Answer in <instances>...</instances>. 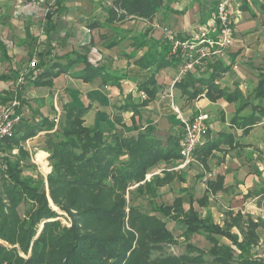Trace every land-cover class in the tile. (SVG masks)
Instances as JSON below:
<instances>
[{
  "label": "crops",
  "instance_id": "crops-1",
  "mask_svg": "<svg viewBox=\"0 0 264 264\" xmlns=\"http://www.w3.org/2000/svg\"><path fill=\"white\" fill-rule=\"evenodd\" d=\"M113 1L0 0V65L4 64L0 75L7 77L0 80V96L10 97L17 77L22 75L23 102L18 107L21 122L16 128L21 137L24 132L37 129L33 136L20 141L22 153L16 145L7 149L4 144L2 151L9 158L20 159L24 174L35 175L48 168V153L44 150L47 131L39 128L45 118L56 122L65 102L89 107L84 115L88 127L126 136L148 132L150 128L153 137L173 146L182 133L180 118L206 112L209 132L204 141L213 149L209 154H205L204 148L195 151L194 161L200 170L190 163L179 167L178 155L161 161L162 173L170 174L172 182L176 175L185 179L188 171L197 176V169L208 177L209 183L215 182V191L206 186L204 196L198 190L195 193L200 194L195 196L183 191L185 211L192 200L195 211V204L202 208V218L208 214L220 226L236 214L243 220L250 219L258 236L250 249L252 254L257 243H264V116L249 127L244 125H248L247 116L257 114L253 106H264V97L254 96L260 75H264V0H232L233 43L225 56L215 59L230 66L215 80L227 92V99L215 94L207 96L203 88L193 100L182 96L174 85L180 78V62L155 71L152 65L143 67L139 59L152 51H161L167 42L164 29L181 38L193 34L219 0H164L151 22L136 17L108 21V8ZM33 56L36 64L42 62L36 70L26 60ZM85 60L101 74L85 73ZM69 61L74 63L52 79L51 87L32 85L29 76L44 70L57 72ZM197 68L194 75H204V67ZM146 81H150L148 89H155L150 100L147 93L139 90V85ZM140 92L145 93L146 99L140 97ZM143 100L147 102L141 105ZM152 175L146 174L145 179ZM167 183L157 188V196ZM207 200L226 209H216L217 220L212 210L203 209ZM230 230L238 234L239 240L242 238L236 226Z\"/></svg>",
  "mask_w": 264,
  "mask_h": 264
},
{
  "label": "trees",
  "instance_id": "trees-1",
  "mask_svg": "<svg viewBox=\"0 0 264 264\" xmlns=\"http://www.w3.org/2000/svg\"><path fill=\"white\" fill-rule=\"evenodd\" d=\"M163 1L114 0L108 8V21L136 17L151 22ZM169 53L170 44L166 42L160 52L147 53L139 62L143 67L152 65L155 71H159L170 63L180 62L179 56ZM73 63L67 62L57 72L44 70L29 76L32 77V85L51 87L52 79ZM84 63L85 73L101 74L88 61L85 60ZM41 66L42 62H39L32 69L36 70ZM199 67H204V75L195 76L194 72L199 69L196 67L174 82L181 95L193 100L205 88L207 96L215 94V97L226 98L227 92L215 80L227 72L230 66L216 60ZM83 77L86 78L85 75ZM6 79V75H0V80ZM149 83L150 81H146L139 85V90L147 93L148 100L155 93V89H148ZM21 85L22 83L15 85L10 97L0 96V104H5L12 98H17L19 104L22 103ZM254 96L264 97V75H260ZM146 102L147 100H143L141 105ZM253 108L257 114L251 113V116L246 117L248 125H244L245 128L264 116V106L256 105ZM88 109V106L65 102L61 104V115L56 122L53 119H44L39 129L47 131L44 150L48 153L47 160L51 168L45 180L38 174H24L20 159H12L4 154L5 167L0 171V264H128L129 255L133 252V238L126 236L129 230L103 236L84 230L83 221L88 219L94 223H108L123 229L125 220L130 219L132 228L140 216L136 214L130 217L125 212L124 192L133 183L136 186L131 195L135 198H147L151 210L184 225L185 249L197 253L194 256L186 255L185 258L189 261H202L205 254L211 256L215 264H228L233 260L247 264L246 262L253 260L249 259L250 249L258 236L254 230L255 223L250 219L243 220L241 215L236 214L229 222L220 226L208 214L204 218L199 216L192 207V200L186 211L180 201L171 206L153 201L157 196V188L169 182L171 177L166 173L162 178L152 175L147 180V171L161 161L177 157V145L163 144L153 137L150 128L147 129L148 132L126 136L118 131L105 133L96 127H88L84 124V115ZM20 122L21 119L12 136L2 141L1 151L4 144L7 149L16 145L19 147V154L22 153L20 141L37 132L34 128L24 132L23 137L19 136L20 131L16 127ZM203 142L196 150L204 148L205 154H209L213 146ZM215 184L208 182L211 191H215ZM107 193L114 198L111 199L109 195L110 199L101 198L99 201L98 198ZM84 196L87 197L84 199ZM47 197L57 210L49 205ZM63 213L70 220L69 226L63 225L59 220ZM234 226L242 236L240 240L238 234L230 230ZM195 234L205 236L212 247L204 252L188 243L190 236ZM219 236L225 237L229 244L219 242ZM149 237L155 243L176 242L166 223L152 230Z\"/></svg>",
  "mask_w": 264,
  "mask_h": 264
},
{
  "label": "rangeland",
  "instance_id": "rangeland-1",
  "mask_svg": "<svg viewBox=\"0 0 264 264\" xmlns=\"http://www.w3.org/2000/svg\"><path fill=\"white\" fill-rule=\"evenodd\" d=\"M36 59L33 56V58H27L26 60L29 61V64L32 60ZM4 71V64L0 65V73ZM17 83V80H16ZM247 90H243L245 93ZM17 102L18 100L15 99ZM12 101V100H11ZM8 101V102H11ZM6 102V103H8ZM5 103V104H6ZM20 114V113H19ZM21 116V114H20ZM196 150V149H195ZM195 150L192 153V160L190 164H194L198 169L200 168L199 164L195 162V157L194 153ZM199 159V157H198ZM197 159V161H198ZM189 164V165H190ZM164 163L159 162L156 164L153 168L147 171V175L152 173L153 175H160L159 177H163L162 169L164 168ZM193 165V166H194ZM49 166V164H48ZM169 168H171L169 166ZM51 168L50 166L48 168H44L42 172H38L37 174L40 175L44 180L46 175L50 172ZM191 170V169H190ZM197 172V176L194 175V171H188V175L186 176L185 179L181 178L180 176L176 175V178L172 179V182L167 183L166 186H164L160 191L159 195L157 197L153 198V201L156 202L157 204H164V205H173L177 201L182 202V208L185 210L187 209V202L184 199V194L182 195L181 193L183 191H188L190 194L195 196L196 194H203V190L206 189V186H208V177L202 172V171H197V169H194ZM155 172V173H154ZM203 173V174H202ZM162 174V176H161ZM206 176V181H202L203 177ZM184 183L183 186L181 183ZM165 185V184H164ZM136 186L135 183L132 185H129L124 192V198H125V212L129 214V216H134L138 214L140 217L133 223V227L131 228L130 219L125 220V225L124 228H117L114 225L108 224V223H94L93 221H90L88 219H85L83 221L84 225V230L88 232H95L98 235H109V234H115L118 231L123 230H129V233H127L126 236H131L133 239L131 240L133 252L130 253L129 255V260L128 264H215L213 260H211V256L206 255L202 257V261H192L188 260L186 255L188 256H194L197 253L196 252H188L185 249V239H184V225L180 223L179 221H171L169 218L161 215L160 213L151 210V206L149 205L148 199L145 197H134L133 193L134 187ZM181 187L185 188L182 189ZM45 190L47 192V185L45 183ZM196 190H198L200 193H195ZM110 195L111 199H113V195L107 193L106 195L100 196L98 199L99 201L101 198H107ZM180 195V197L178 196ZM204 196V194H203ZM82 197V196H81ZM87 196H84V199ZM109 198V197H108ZM49 205L57 210V207L52 203L51 199L47 197ZM94 199V198H93ZM110 199V198H109ZM196 212L198 213L199 216H202V208L198 209L196 204L194 205ZM209 210H212L214 213V219H218V214H217V208L220 209L219 211L223 212L226 211L225 208L222 206L217 207L216 203L212 200H207V203L204 204L203 209L207 208ZM227 207V205H226ZM130 210V211H129ZM224 218V217H223ZM222 219V217H220ZM59 220L63 225L69 226L70 225V220L67 218L66 214L63 213L61 217H59ZM163 223H166V226L170 232H172L174 239H175V244H171L169 242H160V243H155L151 240L149 237V233L154 230L155 228L161 226ZM83 230V231H84ZM260 234L261 231L259 230ZM264 232V231H263ZM219 242H224L228 243L226 239L223 237H217ZM188 243L193 244L196 246L198 249L202 251H207L209 250L212 245L209 243V241L206 239L205 236L203 235H192L190 236ZM6 245V244H5ZM236 250V254H237ZM251 256L249 259H253L252 261L250 260L249 262H246L247 264H264V243H257L256 247L253 248L251 252ZM22 253H20L21 255ZM235 254V255H236ZM221 264V263H220ZM228 264H243L241 261L233 260L232 262Z\"/></svg>",
  "mask_w": 264,
  "mask_h": 264
},
{
  "label": "built area",
  "instance_id": "built-area-1",
  "mask_svg": "<svg viewBox=\"0 0 264 264\" xmlns=\"http://www.w3.org/2000/svg\"><path fill=\"white\" fill-rule=\"evenodd\" d=\"M231 3L232 0H219L204 24L185 38L176 36L171 30H163L164 39L170 44V53L180 57L181 69L178 77L206 62L210 63L225 56L226 50L233 43L234 22ZM35 64V60H32L29 67L32 68ZM21 83L22 75L18 76L16 84ZM140 97L144 99L145 93L140 92ZM18 106L19 102L15 99L6 104H0V146L3 140L12 136L15 126L21 119L17 112ZM173 109L177 112L175 107ZM208 120L209 115L206 112L198 113L190 118H180L182 133L177 140L178 155L181 159L179 167L188 166L192 160L193 151L204 143L209 130ZM4 156L0 149V171L5 167ZM202 181H206V178L203 177Z\"/></svg>",
  "mask_w": 264,
  "mask_h": 264
}]
</instances>
